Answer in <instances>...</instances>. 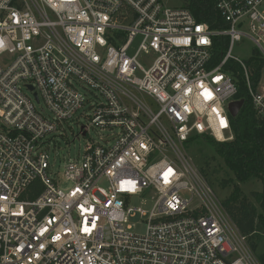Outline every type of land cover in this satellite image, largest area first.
Here are the masks:
<instances>
[{"label":"built area","instance_id":"built-area-1","mask_svg":"<svg viewBox=\"0 0 264 264\" xmlns=\"http://www.w3.org/2000/svg\"><path fill=\"white\" fill-rule=\"evenodd\" d=\"M215 3L226 29L162 0H0V264H261L183 153L234 139L241 74L264 120V66L255 87L233 55L264 62V0ZM79 113L61 178L46 145Z\"/></svg>","mask_w":264,"mask_h":264},{"label":"trees","instance_id":"trees-1","mask_svg":"<svg viewBox=\"0 0 264 264\" xmlns=\"http://www.w3.org/2000/svg\"><path fill=\"white\" fill-rule=\"evenodd\" d=\"M183 8L189 10L199 22L207 24L212 30L227 28L216 9L215 0H183ZM226 41L228 40H215L214 63L220 62ZM231 65L240 72L238 66ZM248 65L253 74L254 86L257 87L264 62L256 54ZM242 77V74L239 75L240 90L237 98L244 100V106L237 117L231 119L234 139L229 142H218L204 136L194 137L190 141L200 139L208 143L233 174L234 181L229 182L233 185V192L223 205L239 231L249 238L251 248L259 262L264 264V120L256 114ZM254 180L263 183L262 192L253 193L256 203L250 202L240 187V184Z\"/></svg>","mask_w":264,"mask_h":264},{"label":"rangeland","instance_id":"rangeland-1","mask_svg":"<svg viewBox=\"0 0 264 264\" xmlns=\"http://www.w3.org/2000/svg\"><path fill=\"white\" fill-rule=\"evenodd\" d=\"M170 8H182L183 0H162ZM256 48L250 40L244 39L235 45L233 55L244 61H250L256 56ZM10 57L6 62H9ZM152 59L143 58L140 63L148 69L151 65ZM260 90L264 94V71ZM28 95L31 96L29 93ZM38 109L45 114V106L42 104ZM85 114H88L85 113ZM88 119L84 113H79L74 119L65 122L63 129L56 135H52L50 142L46 145L47 151L51 156V164L54 166V171L62 178L65 165L71 160L81 158L88 139L78 137L80 127L86 125ZM92 136L95 135L92 133ZM183 153L191 160V164L198 171L199 175L205 180L206 183L212 188L220 202L223 203L232 194L233 185L229 183L234 181L233 174L226 168L223 160L215 154L214 149L205 141L200 139L193 140L186 143ZM228 183V185H225ZM244 194L251 200L250 202L256 203L253 193L262 192L263 183L261 181H250L248 183L240 184ZM134 205L140 206L141 201H132ZM137 232L143 233L144 228L140 227Z\"/></svg>","mask_w":264,"mask_h":264},{"label":"water","instance_id":"water-1","mask_svg":"<svg viewBox=\"0 0 264 264\" xmlns=\"http://www.w3.org/2000/svg\"><path fill=\"white\" fill-rule=\"evenodd\" d=\"M243 106H244V100H240V101L230 104L229 111H230L231 117L232 118L237 117V115L240 113Z\"/></svg>","mask_w":264,"mask_h":264},{"label":"snow or ice","instance_id":"snow-or-ice-1","mask_svg":"<svg viewBox=\"0 0 264 264\" xmlns=\"http://www.w3.org/2000/svg\"><path fill=\"white\" fill-rule=\"evenodd\" d=\"M210 95V94H209Z\"/></svg>","mask_w":264,"mask_h":264}]
</instances>
